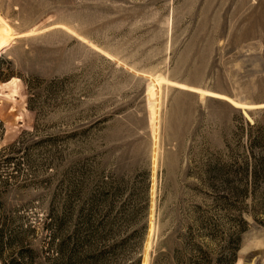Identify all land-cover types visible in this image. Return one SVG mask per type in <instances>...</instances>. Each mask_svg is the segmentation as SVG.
Masks as SVG:
<instances>
[{
	"label": "rangeland",
	"instance_id": "374dc122",
	"mask_svg": "<svg viewBox=\"0 0 264 264\" xmlns=\"http://www.w3.org/2000/svg\"><path fill=\"white\" fill-rule=\"evenodd\" d=\"M262 131L264 0H0V264H264Z\"/></svg>",
	"mask_w": 264,
	"mask_h": 264
},
{
	"label": "trees",
	"instance_id": "16d2710c",
	"mask_svg": "<svg viewBox=\"0 0 264 264\" xmlns=\"http://www.w3.org/2000/svg\"><path fill=\"white\" fill-rule=\"evenodd\" d=\"M261 137H264L263 131L261 132ZM260 172H264V163L262 164V160H260V163L255 162L254 164L244 161L240 168V173H242L245 177L252 176L254 179ZM146 261L145 257L144 264Z\"/></svg>",
	"mask_w": 264,
	"mask_h": 264
},
{
	"label": "water",
	"instance_id": "95a60500",
	"mask_svg": "<svg viewBox=\"0 0 264 264\" xmlns=\"http://www.w3.org/2000/svg\"><path fill=\"white\" fill-rule=\"evenodd\" d=\"M247 108H240V110L242 111V113L246 116V118L251 119L249 116V113L246 110Z\"/></svg>",
	"mask_w": 264,
	"mask_h": 264
},
{
	"label": "bare ground",
	"instance_id": "6f19581e",
	"mask_svg": "<svg viewBox=\"0 0 264 264\" xmlns=\"http://www.w3.org/2000/svg\"><path fill=\"white\" fill-rule=\"evenodd\" d=\"M202 96H204V95H202Z\"/></svg>",
	"mask_w": 264,
	"mask_h": 264
}]
</instances>
